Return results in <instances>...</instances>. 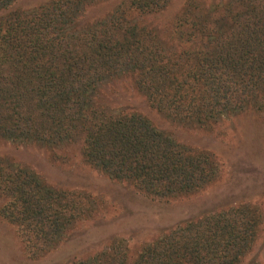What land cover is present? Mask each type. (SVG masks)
Returning a JSON list of instances; mask_svg holds the SVG:
<instances>
[{"label":"trees","instance_id":"16d2710c","mask_svg":"<svg viewBox=\"0 0 264 264\" xmlns=\"http://www.w3.org/2000/svg\"><path fill=\"white\" fill-rule=\"evenodd\" d=\"M17 1L0 0L1 139L79 144L89 165L164 199L215 181L214 155L180 143L140 112L111 108L99 98L102 85L129 75L150 107L185 125L264 109V0H187L175 25L178 52L129 18L130 11L159 12L169 0H130L87 24L82 16L93 0L13 9ZM9 162L0 157V215L41 258L85 216L84 207ZM262 223L251 205L203 213L145 244L137 257L113 244L68 264H242Z\"/></svg>","mask_w":264,"mask_h":264},{"label":"rangeland","instance_id":"374dc122","mask_svg":"<svg viewBox=\"0 0 264 264\" xmlns=\"http://www.w3.org/2000/svg\"><path fill=\"white\" fill-rule=\"evenodd\" d=\"M46 1L50 0H18L12 8L30 9ZM186 1L169 0L164 9L148 14L130 11L129 18L152 29L169 50L178 52L183 45L176 38L175 25ZM198 1L208 6L224 0ZM129 2L93 0L82 16L83 23L104 19L119 5ZM99 98L115 110L140 112L180 143L213 154L219 176L194 194L161 199L89 165L79 144L53 147L0 138V157L14 166L33 170L47 184L66 191L79 200V206L84 207L81 215H85L41 258L30 255L17 227L0 215V264H68L111 251L113 244L123 246L133 258L145 244L187 220L243 205L255 207L262 214L263 223L242 264H264V109L250 108L207 126L181 124L150 107L129 75L102 85Z\"/></svg>","mask_w":264,"mask_h":264}]
</instances>
